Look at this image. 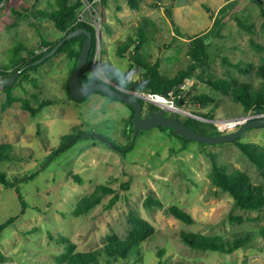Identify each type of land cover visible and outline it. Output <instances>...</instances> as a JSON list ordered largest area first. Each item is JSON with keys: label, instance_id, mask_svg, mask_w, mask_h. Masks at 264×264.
I'll list each match as a JSON object with an SVG mask.
<instances>
[{"label": "rangeland", "instance_id": "374dc122", "mask_svg": "<svg viewBox=\"0 0 264 264\" xmlns=\"http://www.w3.org/2000/svg\"><path fill=\"white\" fill-rule=\"evenodd\" d=\"M166 3H172L175 22ZM54 6L56 0H6L0 5V65H10L16 43L27 45L22 52L27 55L46 49L43 41L63 35L50 16L37 12ZM101 9L103 69L122 86L129 88L143 74L133 53L121 56L118 52L130 37H146L137 58L159 61L161 70L173 76L192 62L190 36L197 33L205 37L210 53L207 64L198 70L202 77L212 74L255 87L261 84L258 67L264 63V16L255 0H106ZM27 12L30 17H18ZM236 16L252 23L255 32L239 25ZM135 45L131 43L132 48ZM250 64L253 68L246 72ZM74 68L75 60L67 52L50 56L15 81L12 105H7V91L0 85V143L14 144L13 156L0 159V172L10 180L25 177L16 186L29 204L21 213L16 186L7 187L0 179V224L19 215L0 233V264H64L56 259L66 249L60 237L72 239L81 250H92L110 236L126 238L134 215L148 218L157 229L143 243L142 258L101 264H264V207L241 208L229 193L216 191L210 174L208 151H213L220 163L242 169L254 183L264 185L260 169L237 143L204 146L192 141L181 150V138L155 127L139 134L127 151L124 146L133 138L127 130L133 111L124 101L98 91L80 100L70 98L68 84ZM184 89L188 99L200 93L220 98L214 119L246 113L242 104L201 77L188 78ZM37 92L40 101H59L33 116L16 99ZM182 104L183 118L187 113L202 116L213 105ZM238 141L264 147V127L249 128ZM101 183L114 188L104 194L103 203L82 216L70 215L77 201ZM115 195L118 202L108 207ZM172 203L190 211L195 222H183L169 213L167 206ZM232 215H242L243 220ZM184 230L225 238L249 232L253 237L249 245L224 253L190 247L182 239ZM161 248L165 252L160 256Z\"/></svg>", "mask_w": 264, "mask_h": 264}, {"label": "trees", "instance_id": "16d2710c", "mask_svg": "<svg viewBox=\"0 0 264 264\" xmlns=\"http://www.w3.org/2000/svg\"><path fill=\"white\" fill-rule=\"evenodd\" d=\"M6 0H0V5ZM134 1V0H132ZM262 8V15L264 16V0H255ZM106 2V0H103ZM161 2V1H160ZM157 5H160L159 3ZM84 2L83 0H56V6L52 10H37L46 16H50L56 26L63 32V35L57 38L54 41H43L46 49L41 52H35L31 50L27 55L23 54V50L27 47L24 43H16L12 48V56L10 59V65H0V77L9 76L15 71L19 70L24 65H27L37 59L41 58L47 52L53 49V47L61 40L64 36L68 34L71 29H75L79 26H84L91 31H93V47L90 52L89 60L87 65L81 71V79L84 84H87L91 81H101V79L96 76L93 72V60L96 49V30L93 25L86 22H76L78 13L83 9ZM164 7L171 17L172 21L175 22L174 11L171 4H164ZM210 9V8H208ZM223 11V10H221ZM30 17V13L18 14V17ZM239 25L243 26L250 32L254 33L253 24L246 23L244 19L240 16H236ZM221 20L220 17H217V22ZM142 32V30H140ZM140 38H129V41L124 42L119 45L118 52L121 56H124L126 53H133L132 59H134L140 67L143 68L142 79L136 80L129 86L131 89H145L150 90L158 94L165 96H171V92L175 96L176 102L178 105L182 106V101L188 102L192 101L194 103H200L206 105L212 103V107L206 113L201 115L208 119H214L216 116V110L221 106V99L216 98L207 93L194 94L188 99L185 96L186 90L182 88V84L188 79L193 77H201L205 79L215 90L221 91L224 95L230 96L235 102L240 103L245 108V114L249 112L253 113H264V63L258 67L259 74L261 75V84L258 87L253 86L250 82H235L228 78H216L214 75L210 74L209 77H202L198 70L207 64V61L210 58L208 43L205 40V37L202 33H197L194 36H190V49L189 54L192 58V62L186 67L178 70L173 76L166 75L161 70V64L159 61L149 62L145 59L140 60L137 58L139 54L137 52L140 43H143L146 40V37L139 35ZM86 36L74 37L67 39L58 49V52H67L70 58L75 60V68L78 64V59L82 50L83 43ZM135 48L131 47V43H135ZM254 45L258 48L262 46L256 42ZM133 51V52H132ZM55 53V54H56ZM48 59V58H47ZM46 59V60H47ZM45 60V61H46ZM45 61L36 64L34 66L27 67L16 79V84L20 76L24 75L30 69L38 68ZM253 68V64H250L248 67H245V71L249 72L250 68ZM73 70V72H74ZM126 87V85H125ZM6 93L7 105H12L15 100H13V89L14 86H4L3 87ZM128 88V86H127ZM68 91L70 98H73L70 92V84H68ZM101 92L102 94L108 95L113 99L121 100L119 97L114 96L108 92L95 90ZM21 102V105L24 109L28 110L33 116H36L41 110L52 103H56L59 100L54 99H43L40 101V93H34L31 97L20 96L16 99ZM35 101H39V105H34ZM142 101V100H141ZM144 103V101H143ZM127 104V103H126ZM130 109L133 111L130 119L128 121V135L130 140L134 135L135 125L133 123V117L135 113V108L127 104ZM152 106L156 107L154 104ZM167 115L175 116L180 120L187 123L192 128L198 130L199 132L205 134H221L223 131L218 129V125L212 121H205L193 116L182 117L181 113L178 112H167ZM243 115V114H240ZM163 130H167L171 135H176L183 140V146L181 150L186 149L188 144L194 140H190L186 137L172 132L170 127L159 126ZM145 131H141L140 134ZM88 133V132H87ZM84 133V134H87ZM81 135V134H80ZM92 135L100 136L99 134L92 133ZM76 137V136H73ZM104 140H108L105 136L101 135ZM238 139L233 142L237 143L242 152H244L260 169L261 174L264 177V147L259 144L249 143V142H240ZM129 141L124 148L129 151L131 146ZM208 143H201V145L206 146ZM14 144L12 143H0V159H9L13 156L12 150ZM61 150L65 147L60 146ZM208 154L211 157L212 167H211V178L213 183L216 185V191H224L229 193L235 200L236 204L243 209H259L264 207V185L261 183H254L248 172L242 169H230L228 164L220 163L217 160V155L213 151H208ZM35 176V173L29 177ZM78 180L81 181V178L76 175ZM25 177L16 178L15 180H10L7 178L5 173L0 172V179L7 187H15L16 183L20 180H23ZM17 194L22 202V212L29 207V204L26 202L21 190L16 186ZM114 191V188L108 186L105 183L99 184L96 189L81 197L73 210L70 211L72 216H82L89 213L103 203L104 194ZM149 200H147L148 202ZM118 202V196H114L108 207L114 206ZM157 203L162 205L160 200H157ZM150 204V203H148ZM169 213L173 214L177 219L186 222L194 223V215L188 211L185 207L177 203H172L167 206ZM19 215L11 217L7 221L0 224V233L12 224ZM233 219L243 220L242 215H232ZM257 218V217H256ZM247 219H253L248 216ZM157 229L156 226L146 217L142 215H134L132 217V226L128 231L126 238H121L117 235L110 236L109 240L106 241L100 247L94 248L92 250H81L78 247V244L72 239L62 236L59 238L60 242L65 244V251L57 256V261L64 264H101L102 261L106 262H116L119 260L132 259V257H137L139 260L141 257V250L143 243L151 238ZM182 239L186 244L194 249L200 250H213L224 253H232L236 249L247 246L250 244V240L253 237V234L247 232L244 234H238L233 238H225L222 235L217 234H202L194 231H182ZM165 252L164 249L159 250L160 256Z\"/></svg>", "mask_w": 264, "mask_h": 264}, {"label": "water", "instance_id": "95a60500", "mask_svg": "<svg viewBox=\"0 0 264 264\" xmlns=\"http://www.w3.org/2000/svg\"><path fill=\"white\" fill-rule=\"evenodd\" d=\"M86 36L85 41L82 46V50L78 59V64L70 78V92L73 98L83 99L90 92L95 90L105 91L114 96L119 97L125 103L133 106L135 108V113L133 117V123L135 125L134 135L132 138L131 145L135 142L136 138L141 131H148L152 128L159 126H167L171 128L172 132H175L178 135L186 137L190 140L198 141L200 143L208 144H219L229 141H234L243 135L249 128L254 127H264V116L252 118L246 123L234 129L232 131L223 132L221 134H205L199 132L198 130L192 128L184 121L179 118L171 115L165 114V108L161 106L154 107L153 111L147 115L143 116L144 103L139 98L128 93H124L122 90L111 86L110 84L101 82V81H91L87 84H84L81 79V71L87 65L90 52L93 47V31L90 29L79 26L75 29H71L66 36H64L59 42L53 47L52 50L47 52L41 58L33 61L27 65H24L19 70L15 71L9 76L0 77L1 86H13L18 76L29 66H34L45 61L50 56L54 55L60 46L67 40L74 37Z\"/></svg>", "mask_w": 264, "mask_h": 264}, {"label": "built area", "instance_id": "2783aa9c", "mask_svg": "<svg viewBox=\"0 0 264 264\" xmlns=\"http://www.w3.org/2000/svg\"><path fill=\"white\" fill-rule=\"evenodd\" d=\"M84 6L83 9L77 15L76 22H86L90 23L95 27L96 30V49L93 60V72L96 76L101 79V82L110 84L111 86L122 90L124 93L134 95L140 100L146 102L147 104H154L155 106H161L165 108L166 111L170 110L171 112L185 113L180 105L176 102L175 96L171 92V96H165L162 94L155 93L150 90L145 89H131L125 86L118 84L113 80L103 69L102 65V55H103V46L101 41V29L103 25V14L102 6L104 4L103 0H83ZM3 2L1 6L4 4ZM186 81L182 84L184 88ZM188 116H193L205 121H212L218 125V129L227 132L237 129L248 120L260 116H264V113H253L249 112L243 115H234L227 118L219 119H208L203 116H198L195 114L187 113Z\"/></svg>", "mask_w": 264, "mask_h": 264}, {"label": "flooded vegetation", "instance_id": "af4514ba", "mask_svg": "<svg viewBox=\"0 0 264 264\" xmlns=\"http://www.w3.org/2000/svg\"><path fill=\"white\" fill-rule=\"evenodd\" d=\"M146 102H144V108H143V112H142V115L143 116H147L149 115L153 109H154V106H152L151 104H145ZM168 111L165 110V114L167 113ZM171 130V129H170Z\"/></svg>", "mask_w": 264, "mask_h": 264}]
</instances>
